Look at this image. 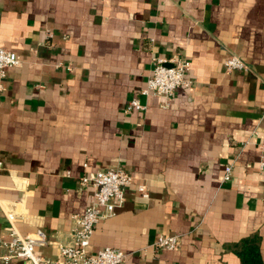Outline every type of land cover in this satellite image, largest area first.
Returning a JSON list of instances; mask_svg holds the SVG:
<instances>
[{"label": "crops", "instance_id": "1", "mask_svg": "<svg viewBox=\"0 0 264 264\" xmlns=\"http://www.w3.org/2000/svg\"><path fill=\"white\" fill-rule=\"evenodd\" d=\"M0 48L20 58L0 81L1 237L11 213L59 264L91 201L81 178L120 169L131 183L89 255L241 264L233 246L257 235L264 264V0H0ZM231 56L245 70L227 72ZM173 58L190 62L191 84L125 113L154 60ZM160 236L177 247L155 248Z\"/></svg>", "mask_w": 264, "mask_h": 264}, {"label": "built area", "instance_id": "2", "mask_svg": "<svg viewBox=\"0 0 264 264\" xmlns=\"http://www.w3.org/2000/svg\"><path fill=\"white\" fill-rule=\"evenodd\" d=\"M19 64L20 58L17 54L0 48V81L6 78L9 69ZM245 68V63L237 56H231L225 63L227 72L242 71ZM189 70L190 62L180 58L155 59L151 75L145 86L127 102L124 112H143L145 106L140 100L141 97L153 95L169 101L178 88L191 84L186 78ZM83 167L87 168V164H84ZM259 169L264 171V151L259 162ZM231 175V166H226L223 181H230ZM130 183L131 176L120 169L95 171L81 178L82 186L89 185L92 188L91 201L81 215L73 217L75 227L72 232V244L58 247L59 259L56 263H123L125 254L118 249L105 247L92 256L88 254V248L96 225L102 219L115 215V209L124 200L123 189ZM138 191L142 197H148L144 187H139ZM6 219L9 222V228L6 237L0 236V264H8L15 259L23 260L28 264H52L50 260L36 254V248L44 246L47 242L44 233L37 231L32 235H21L15 227L14 215L8 213ZM178 242V236H160L153 246L157 249L172 251L177 247Z\"/></svg>", "mask_w": 264, "mask_h": 264}, {"label": "trees", "instance_id": "3", "mask_svg": "<svg viewBox=\"0 0 264 264\" xmlns=\"http://www.w3.org/2000/svg\"><path fill=\"white\" fill-rule=\"evenodd\" d=\"M241 264H263L259 253V237L253 235L233 246Z\"/></svg>", "mask_w": 264, "mask_h": 264}, {"label": "water", "instance_id": "4", "mask_svg": "<svg viewBox=\"0 0 264 264\" xmlns=\"http://www.w3.org/2000/svg\"><path fill=\"white\" fill-rule=\"evenodd\" d=\"M168 67L170 66V65H167Z\"/></svg>", "mask_w": 264, "mask_h": 264}]
</instances>
